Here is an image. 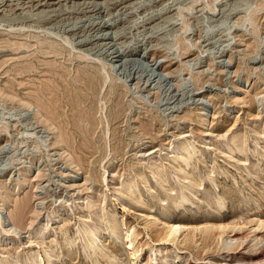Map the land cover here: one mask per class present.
<instances>
[{
	"label": "rangeland",
	"instance_id": "1",
	"mask_svg": "<svg viewBox=\"0 0 264 264\" xmlns=\"http://www.w3.org/2000/svg\"><path fill=\"white\" fill-rule=\"evenodd\" d=\"M262 135L264 0H0V216L17 226L16 237L0 228V264H135L130 224L149 241L195 221L206 234L190 244L186 229L150 241L153 264L264 259V242L225 249L257 221L264 235ZM189 142L201 151L173 167ZM128 181L143 202L124 213Z\"/></svg>",
	"mask_w": 264,
	"mask_h": 264
},
{
	"label": "bare ground",
	"instance_id": "2",
	"mask_svg": "<svg viewBox=\"0 0 264 264\" xmlns=\"http://www.w3.org/2000/svg\"><path fill=\"white\" fill-rule=\"evenodd\" d=\"M81 86V85H80ZM73 107V106H72ZM60 114V113H59ZM73 117V116H72ZM94 122V121H93ZM96 122V121H95ZM101 123V122H100ZM256 129V128H255ZM79 131V130H78ZM261 135V134H260ZM241 136H239L238 135V133H237V135H234L233 137H232V142L236 145V146H239L240 144H242V137L240 138ZM262 137L264 138V135H262ZM227 139H228V137H227ZM255 139V138H254ZM66 141V140H65ZM182 141V140H181ZM256 141V144H257V140H255ZM203 143V142H202ZM230 143V142H229ZM183 146L181 147V149L180 150H178V151H176L174 154H173V156H172V158H171V160H170V164H172V166L173 167H176L175 165L176 164H178V165H180V167L182 168V166H184V165H182V163H184V162H186L187 163V161H189V158H191V157H194L196 154H198L199 153V151H201L200 150V148L201 147H203V144L202 145H198L197 143L196 144H193V143H191V142H189V144H182ZM234 146V145H233ZM236 146H234V147H236ZM230 148V147H229ZM239 148V147H238ZM262 149L264 150V146H262ZM231 150V149H230ZM262 150V151H263ZM243 153V152H242ZM73 158V157H72ZM237 158V157H236ZM263 159V158H262ZM240 161V160H239ZM73 162V161H72ZM140 163V162H139ZM158 165V164H157ZM156 165V166H157ZM155 166V165H154ZM172 167V168H173ZM191 167V166H190ZM157 169V168H156ZM164 169H165V167L164 166H159V170L157 171V176H155L156 178H157V181L159 182V181H161L162 179H165V174H164ZM183 169V168H182ZM153 170V169H152ZM177 170V169H176ZM192 172V171H191ZM193 174V173H192ZM186 175V174H185ZM198 175V174H197ZM143 176V175H142ZM196 176V175H195ZM192 178V177H191ZM186 179V178H185ZM189 179V178H188ZM107 179L105 178V181H106ZM141 180V179H140ZM143 181H145V179L143 180ZM189 181V180H188ZM194 181V180H193ZM129 182V181H128ZM135 182L136 181H130L128 184H126V192H125V194H126V197H125V199H126V201H127V204L128 205H126V206H124V213H127V212H129V211H131V208H133V202H132V200L134 201V200H137L138 202H140L142 199L141 198H143L142 197V195L138 192V190L137 189H135L134 187H133V184H135ZM164 182V181H163ZM190 182V181H189ZM192 183V182H191ZM145 184V183H144ZM135 186V185H134ZM124 187V186H123ZM157 192V191H156ZM134 193V196L132 197V198H130V200H129V196L131 195V194H133ZM192 194V193H191ZM186 196V195H185ZM192 196V195H191ZM194 196V195H193ZM192 196V197H193ZM159 198V197H158ZM196 198V197H195ZM198 199V198H197ZM218 199V198H217ZM222 199L223 198H219L218 199V202L219 203H222ZM92 200V199H91ZM188 200H189V198H188ZM135 202V201H134ZM141 202H143V201H141ZM184 202V201H183ZM187 201H185V203H186ZM189 202V201H188ZM24 202H21V206H20V208H21V210L22 211H24L25 210V205L23 204ZM86 204V206L88 207V206H90V207H97L98 206V204L97 203H93L92 201H88V202H85ZM147 205V203L146 202H144V203H142V204H136V206H138L141 210H139L140 212H138V214H137V216H136V220H137V222L139 221V220H142V217H146L147 216V214L145 213V206ZM180 205H182V204H180ZM179 206V205H178ZM137 207V208H138ZM166 208V207H165ZM88 210V209H87ZM93 210V209H92ZM91 210V211H92ZM111 210V209H110ZM137 211V210H136ZM57 212V211H56ZM133 212V211H132ZM93 213V218H92V220L95 222V223H92V225H96V227H97V229H96V231H94V232H92L90 229H91V226H86L85 227V229L86 230H90L91 231V234L89 233V234H85V235H91V236H89V238L87 237L86 239H88V242H87V240H86V245H85V248H88V250L91 248H93V246L98 242V240H99V238H100V236H98V234H97V230H98V225H97V219H98V213L99 212H92ZM54 214V213H53ZM101 214H102V212H101ZM107 214L109 215V217H111L113 214L115 215V210H111V211H109V212H107ZM61 215V214H60ZM113 215V216H114ZM56 216V215H55ZM220 217V216H219ZM219 217H217L218 219H219ZM107 218V217H106ZM207 218H209V217H207ZM251 217L249 216L248 218H246V223H252L253 221L250 219ZM108 219V218H107ZM217 219V220H218ZM2 220H3V218L0 216V228H1V230L2 231H4L6 234H9V233H13L14 234V236L16 237V235H17V232L15 231L16 230V227L17 226H15V225H13L12 227H10V229L8 228H4V227H2ZM100 220H102V219H100ZM213 220H216V219H214L213 218ZM51 221V220H50ZM149 221V220H148ZM148 221H146L145 220V224H144V228L146 229V230H148L151 226L149 225V223H148ZM192 221V220H191ZM191 221H189V222H191ZM204 221V220H203ZM202 221V222H203ZM236 221V220H235ZM235 221H233V222H235ZM244 221V220H243ZM150 222V221H149ZM193 222V221H192ZM201 222V221H200ZM255 222V221H254ZM259 221H257V223L255 222V223H252L253 224V227H250V228H248L250 231H248L247 230V232H245L243 235H241V233L240 234H238V235H236V236H238V237H235V236H229L230 237V239L231 240H229V241H232V243L231 244H229V245H227L226 247H225V249H227L228 251L229 250H232L233 249V247H236V246H238V247H236V248H238L239 249V247L241 246V245H243L245 242L247 243V241H249L250 243H252V242H254L253 243V245H251L252 247H254L256 244H257V246H259L260 244L259 243H261V242H264V235L263 234H260V232H259V229H261V222L260 223H258ZM204 223V222H203ZM203 223H201L202 225H203ZM220 223V222H219ZM218 223V224H219ZM223 223V222H222ZM124 224V223H123ZM140 224V223H139ZM198 224L199 223H197L196 221H195V224H194V227H190V226H192V225H190L189 224V227H188V224L187 223H185V222H180L178 225H176L175 224V226H173V225H171V226H164L163 228H161L159 231L157 230V232H155V233H153L154 235H152L151 236V234L150 233H148V236H149V238H148V240L149 241H147V240H143V236H141L142 234V232L141 231H139L137 228H136V226H135V224H130L131 226L127 229V232H126V237H127V241H126V249H127V256H128V258H129V260H135V264H153V261L154 260H159L158 258H156V257H152V254L151 253H147L146 252V247L148 246H150L151 244H150V241H160V243H162V242H164V241H166V242H168V241H170V242H172L173 240H178L180 237H182V233H180L181 232V230L182 229H186V230H190V235L191 234H193V236H190L189 234V236L187 235V236H185V238H184V241H187L188 242V244H190L193 240H194V237L196 236V233H195V231L196 230H199L200 229V231L202 232V230H201V227H198ZM234 224V223H233ZM241 223L238 221H236L235 222V224L234 225H240ZM243 224H244V222H243ZM247 224V225H248ZM251 224V225H252ZM166 225V224H165ZM169 225V224H168ZM200 225V224H199ZM217 225V224H216ZM223 225V224H222ZM234 225H232V227L234 226ZM264 225V224H263ZM209 226V225H208ZM96 227H93V228H96ZM120 227V225H118V223H117V221H113L110 225H108L106 228L108 229V230H110L111 232H113V233H116V231H117V228H119ZM210 227V226H209ZM222 227V226H221ZM220 227V228H221ZM223 227H224V225H223ZM231 227V228H232ZM242 227V226H241ZM263 227V226H262ZM82 228V227H81ZM152 228V227H151ZM203 228V227H202ZM216 228L218 229V227L216 226L215 227V230H216ZM236 228V230L238 231V229H237V227H235ZM244 228V227H243ZM242 228V229H243ZM207 229V228H206ZM209 229V228H208ZM224 229H226L225 227H224ZM232 229H234V228H232ZM231 229V230H232ZM240 229V228H239ZM245 229H246V227H245ZM151 230H153V229H151ZM185 230V231H186ZM195 230V231H194ZM227 230V229H226ZM226 230H224V231H226ZM236 230L234 229V232H236ZM263 230V229H262ZM85 231V230H84ZM83 231V232H84ZM89 231V232H90ZM155 231H156V229H155ZM206 231V230H205ZM222 231V232H221ZM221 231H219L220 233H219V235L221 234V233H224V231H223V229H221ZM233 231V230H232ZM261 231V230H260ZM153 232H154V230H153ZM188 232V231H187ZM204 232V231H203ZM202 232V233H203ZM215 232V231H214ZM233 232V233H234ZM244 232V231H243ZM180 233V234H179ZM185 233V232H184ZM82 234H84V233H82ZM200 234V233H199ZM204 234V233H203ZM206 234V233H205ZM205 234L203 235V236H205ZM215 234H217V233H215ZM214 234V235H215ZM226 234V233H225ZM225 234H221V236L223 235H225ZM228 234H230V233H228ZM227 234V235H228ZM19 235V234H18ZM231 235V234H230ZM241 235V236H240ZM68 236V235H67ZM80 236V235H79ZM120 236V235H119ZM197 236H198V233H197ZM202 236V237H203ZM207 236V235H206ZM218 236V235H217ZM220 236V237H221ZM222 236V237H223ZM42 237H43V235H42ZM209 237V236H208ZM207 237V238H208ZM214 237V236H213ZM215 237H216V235H215ZM228 237V236H227ZM44 238V237H43ZM68 238H69V236H68ZM71 238H72V236H71ZM84 239V238H83ZM203 239V238H202ZM67 240V239H66ZM65 240V241H66ZM72 240V239H71ZM74 240V239H73ZM206 240V239H205ZM207 240H212V239H207ZM234 241V242H233ZM195 242V241H194ZM213 242V241H212ZM227 242V241H226ZM179 243V242H178ZM184 243V242H183ZM203 243H205V242H203ZM206 243H208L207 241H206ZM55 244V243H54ZM125 244V243H124ZM193 244V243H192ZM191 244V245H192ZM53 245V244H52ZM186 245H187V243H186ZM185 245V246H186ZM211 245V244H210ZM210 245H208V246H210ZM223 245H224V243H223ZM225 245H226V243H225ZM248 245V244H247ZM250 245V244H249ZM249 245H248V247H249ZM262 245V244H261ZM260 245V246H261ZM177 246V245H176ZM184 246V247H185ZM205 246H206V244H205ZM53 247V246H52ZM57 248V247H56ZM180 248V247H179ZM250 248V247H249ZM259 248V247H258ZM90 249V250H91ZM150 249H151V251L153 250V247H152V245L150 246ZM185 249V248H184ZM188 249V248H187ZM237 249V250H238ZM244 249V248H243ZM255 249V248H254ZM253 249V250H254ZM261 249H262V246H261ZM88 250L86 251V252H88ZM97 250L98 251H102L103 250V248H97V249H95V253H97ZM236 250V249H235ZM234 250V251H235ZM160 252H162V251H160ZM231 252V251H230ZM251 252V251H250ZM254 252H255V250H254ZM264 253V252H263ZM46 255H50V256H52L50 253H48V252H46L45 253ZM161 254V253H160ZM254 254V253H253ZM252 254V255H253ZM258 253L256 252V255H257ZM262 254V253H261ZM172 255V254H171ZM255 255V254H254ZM255 255V256H256ZM57 256H59V255H57ZM92 256V255H91ZM106 257H108L107 259H109V260H113L114 258H115V255L114 256H112V257H109V255L107 256V255H105ZM111 256V255H110ZM156 256V255H155ZM161 256V255H160ZM168 256V254L167 255H163L162 254V256L160 257V260H162V259H164V258H166ZM89 257V256H88ZM97 257V256H96ZM175 258H177V257H179V255L176 253L175 254V256H174ZM194 257V256H193ZM259 257V256H258ZM105 258V257H104ZM180 258V257H179ZM195 259H198V258H196L195 257ZM250 259V258H249ZM2 261V260H1ZM238 261V260H237ZM245 261V260H244ZM249 261V260H248ZM110 262V261H109ZM160 262H162V261H160ZM241 262V261H240ZM251 262H253V264H263L264 263V259L262 258V257H260V258H256V259H252L251 260ZM250 262V263H251ZM238 263H239V261H238ZM7 264H20L19 262H16V261H10V262H8ZM28 264H37L36 263V258H34V259H31V260H29L28 261ZM241 264H245L244 262L242 263L241 262Z\"/></svg>",
	"mask_w": 264,
	"mask_h": 264
}]
</instances>
